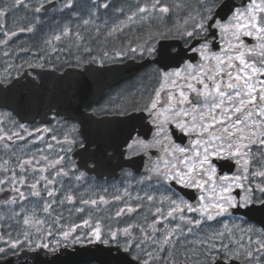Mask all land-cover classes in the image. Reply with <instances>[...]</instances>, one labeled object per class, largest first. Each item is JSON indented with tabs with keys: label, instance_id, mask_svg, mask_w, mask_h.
I'll list each match as a JSON object with an SVG mask.
<instances>
[{
	"label": "snow or ice",
	"instance_id": "1",
	"mask_svg": "<svg viewBox=\"0 0 264 264\" xmlns=\"http://www.w3.org/2000/svg\"><path fill=\"white\" fill-rule=\"evenodd\" d=\"M53 2L54 0H37V6L32 8V11L41 13L46 5H51ZM17 7L30 8L31 5L25 3V0H13L10 7H0V16H4L10 8ZM73 7L75 0H64L63 8ZM109 7L111 5L108 2L99 5V8ZM175 7L186 10L182 21L176 22L172 28H167L165 31L157 29L155 32H149L146 39L135 46L129 45L126 49L117 51L116 55L131 52L139 53L142 57L155 56L157 53L155 40L174 34L176 38L183 39L188 50L198 53L201 61L206 62L200 65L186 63L183 68L160 71L159 86L155 89L156 99H152L143 110L152 117L151 122L156 125L157 136L161 139L133 141L134 144L141 145L144 150L159 145L163 156L155 161H149L151 174L161 181L175 182L184 187L197 189L200 192L199 203L193 205L163 193L159 198L147 193L144 197H135L137 201L146 200L150 204L157 205L149 228L155 230L156 224L163 223L169 218L172 220L178 218L182 222L176 223L172 228L165 225L159 239L155 231L150 234L141 224H127L122 228L113 227L111 223L105 224V219L118 221L123 215L134 213L143 205L137 203L136 207H133L128 203L125 197L128 199L132 197L125 188L123 194L112 196L113 201L123 202L124 206L118 208L114 216L102 217L99 215L101 205L109 203L105 195L95 194V198L85 199L84 194L77 196L71 190L62 193L63 185L56 187L57 177H66L69 171L78 170L75 164L71 169L66 170L63 167L66 154L72 152L78 137L66 132L61 141L56 135H52L50 138L52 142L63 145L59 148V153H64L63 155L57 154L51 159L49 155H45V150L51 153L54 148V143L49 142L46 144V149H37L36 153L30 156L16 157L15 167L8 166L10 160L0 164V193H12L3 203L21 205L20 211L13 210L10 216H0V221L15 219L23 229L17 232L15 238L11 233L0 230V242L4 245L0 247V264H11V261L5 260L4 257L18 256L25 250L43 249L55 253L62 244L69 243L114 245L117 251L132 257L127 264H132L133 261L134 264H158L161 260L164 264H177L173 252L165 246L172 245L175 248L185 235V227L187 233L191 234L192 225L200 226L206 221H214L228 213L230 209L247 207L257 201L264 205V199H261L264 197V0H248L243 8H235L227 18L221 16L224 4L219 3L218 0H196L195 7L182 0ZM98 10V8L89 9L88 18L83 19L82 23L84 25L91 23ZM115 11L123 13L124 9L117 8ZM172 11L173 7L163 0H152L150 5L147 3L143 6L137 5L135 11H132L126 20L132 22L138 15L140 19H149L151 13H157L163 18ZM39 22V17H35L33 23L20 28V31L32 32L35 24ZM124 27H126L124 21L113 24L108 28L106 36L111 37L123 32ZM217 30L221 34L230 33L237 42L233 44L228 41L227 47L220 53L213 52V41L209 37L215 36ZM96 31L99 33L100 29L97 28ZM3 34L5 39L0 40V44H7L8 37L16 35L15 32L9 31H4ZM70 34H72L71 27L65 25L59 33L47 39L45 44L52 45L53 41H60L62 37ZM74 35L77 41L84 39L79 32ZM242 36L253 37L256 43L248 46L241 39ZM84 50L91 51L89 48ZM52 51L55 52L56 49L53 47ZM162 54L179 55L167 50ZM103 55L108 56V53L104 52ZM40 60H43V56ZM28 66L43 67V64L29 63ZM217 76H220L221 80L227 77L228 83L225 87L222 88ZM178 80L183 83L178 85ZM197 84L202 85V88H197ZM185 88L197 93L198 96L212 98V103L205 105L206 112L199 114V120L196 115L182 107L186 103H191ZM166 89H175L178 96L169 90L167 106L158 108V98ZM196 111L197 109L193 108V112ZM171 122H176V126L182 131L195 133L199 137L193 141V147H180L172 141L166 128ZM16 127L19 131L9 132L0 128V141L13 142L14 138L23 141L25 136L21 135V132L31 136L24 124H18ZM34 131L50 133L53 130L45 127ZM75 132L76 126L73 125L71 133ZM36 139L43 140V137L37 135ZM30 142L34 143V141ZM79 143L81 148L85 147L82 141ZM5 147L11 149V144H6ZM131 147L132 145H129V148ZM254 147L255 152H253ZM221 156H227L240 165V174L217 175L211 157ZM84 177L85 173L80 172L74 178L79 182ZM148 178L151 179V176ZM25 188L28 189L27 195L23 190ZM235 189L241 190L237 194L239 199L233 194ZM104 191L107 192L106 189ZM30 197L40 200L31 208L24 207L22 202L26 203ZM66 203L73 205V208L69 209L70 215L74 212L84 217L80 223H65L63 214L57 212V207ZM76 203L80 206L75 207ZM165 204H167L166 209ZM41 212L44 214L43 217L38 214ZM186 213L198 214L199 218H193ZM3 227V224H0V229ZM237 231L241 233L239 236L236 235ZM191 243L198 247L193 249L191 256L187 254L188 250H185L186 264L188 260H194L195 264H264V229L249 227L245 230L224 224L220 230L206 234L205 237ZM161 252H167V255L162 257L159 255Z\"/></svg>",
	"mask_w": 264,
	"mask_h": 264
},
{
	"label": "flooded vegetation",
	"instance_id": "2",
	"mask_svg": "<svg viewBox=\"0 0 264 264\" xmlns=\"http://www.w3.org/2000/svg\"><path fill=\"white\" fill-rule=\"evenodd\" d=\"M85 1L87 0H80L81 3ZM12 2L13 0H0V7H10ZM105 2L110 3L111 7L108 9L99 8V5ZM151 2L152 0H95L96 8L99 9L97 11L98 18H112L115 24L124 21L126 27H124L123 32L116 33L111 37L106 36L107 30H100L99 33L91 31L89 38L91 37L90 40L93 41H88V36L85 34L83 35L84 39L81 41L82 45L80 44L79 47L69 45L70 35L62 37L60 41H53L52 45L45 44L47 39L56 34L55 27H58L60 32L66 23L70 22L72 14L71 11L63 8L64 0L52 5H46L45 10L38 14L32 11V8L37 6V0H25V3L31 5L30 8H10L9 12L4 16H0V29H2L0 30V40L5 39L4 31L16 33L15 36L8 37L7 44H0V117H2L0 119V128L9 132L19 131L16 125L24 124L27 132L31 133V136H29L27 133L21 132V135L25 136L23 141L15 138L13 142L0 141V164L10 160L8 166L15 167L17 163L16 157L30 156L36 153L37 149H46V144L52 142L50 139L52 135H56L58 140L62 141L64 134L68 132L70 135L78 137V142L73 146L72 152L66 154L63 167L67 170L71 169L73 164H75L78 170L69 171V175L66 177H57L56 187L62 184V193L71 190L77 196L84 194L85 199L95 198V194L105 195L109 203L101 205L99 215L102 217L114 216L115 211L124 206L123 202L113 201L112 196L123 194L124 189L127 188L132 199L125 197V200L133 207H136L137 203H141L143 207L134 213L123 215L118 221L105 219L104 223H111L113 227L121 228L132 223L141 224L148 233L151 234L155 231L159 239L163 234L162 230L165 225L168 228H172L176 223L182 222L178 218L176 220L169 218L163 223L156 224L155 230L149 228L148 225L154 219L153 213L157 205L150 204L146 200L137 201L135 197H144L147 193L156 195L159 198L160 194L163 193L173 199H183L193 205H197L200 192L195 188L184 187L175 182L161 181L158 177L152 175L149 170V161H155L158 157L163 156V151L159 148V145L144 150L141 145L134 144L133 141H151L153 138L161 139V137L157 136L156 125L151 122L152 117L147 111L143 110L146 105L150 104L152 99H156L155 89L159 86L160 71H173L183 68L186 63H192L193 65L206 63L201 61L198 53H193L186 48L183 39H178L173 34L166 38H157L155 40L156 47L160 39L173 40L164 50L172 53L183 51L184 55L177 64L163 68L154 61H150L132 75L105 87L95 100L81 106L72 107V111L67 113H60L55 105L48 104L41 105L43 110L38 114L22 118L3 103L5 96L8 98V96H12L18 90L17 86L25 89V86L38 80V72L42 70H51V75L56 76L64 73L67 68H73L76 72L82 71L90 63L105 65L122 62L128 58L141 60L144 57H148L146 55L142 57L139 53L131 52H127L124 55H116V52L126 49L129 45L135 46V44L140 43L147 38L149 32H155L157 29L165 31L167 28H172L176 22L182 21V18L186 15L185 9L175 7L182 0H163L164 3L173 7V11L164 15L163 18L157 13H151L149 19H140L138 15L132 22L126 20V17L131 15L132 11H135L137 5L143 6L145 3L150 5ZM184 2L191 4L193 7L196 6V0H184ZM218 2L224 4L221 16L227 18L231 16L235 8H243L248 3V0H218ZM117 8H123V13L116 12L115 9ZM35 17H39L40 22L35 24L32 32L20 31V28L27 27L30 23H33ZM209 39L213 41L212 51L215 53H220L223 48H226L228 41L233 44L237 42L230 33L221 34L218 30L215 36H210ZM241 39L248 46L256 43L253 37L242 36ZM57 43H59L58 46L56 45ZM94 44L97 46L92 48ZM195 46L199 47V45ZM53 47L56 49L55 52L52 51ZM85 48H89L91 51L87 52L84 50ZM104 52H107L108 56H104ZM5 53H8V55H5ZM41 56H43V60H40ZM37 62L42 63L43 67L28 66L29 63L36 64ZM10 65L11 67H9ZM233 75H235V72H233ZM71 77L72 74L69 79ZM18 78H20L21 83L9 87L10 83ZM173 79L177 78L173 77ZM217 80H220L222 88L228 83L227 77L221 80L220 76H217ZM181 83L183 81L178 80V85ZM196 87L202 88V85L197 84ZM169 90L178 96V92L175 89H166L158 98V108L167 106V92ZM185 92L191 103H186L182 107L196 115L197 120H199V114L206 112L205 105H210L212 98L198 96L197 93L191 92L187 88H185ZM193 108H196L197 111L193 112ZM73 125L76 126L75 133H71ZM45 127L53 131L50 133L43 131L36 133L34 131V129H43ZM166 128L171 135L172 141L180 147H193V141L199 138L195 133L189 134L182 131L176 126V122L167 124ZM37 135L42 136L43 140H37ZM30 141H34V143ZM79 141L84 143V148L80 147ZM52 143H54V148L51 153L45 150L44 154L49 155L50 159L55 158L57 154L63 155L64 153H59V148L63 145ZM6 144H11V149L6 148ZM129 145H132V147L129 148ZM255 151L256 148L254 147L253 152ZM211 162L217 169V175L234 176L240 174L241 166L227 156L211 157ZM80 172H84L85 177L82 181L77 182L74 177L79 175ZM129 173L131 175H128ZM31 175L32 172L30 170L29 176L31 177ZM149 176H151V179L148 178ZM105 189L107 190L106 193ZM23 190L27 195L28 189L25 188ZM240 192V189H235L233 194L237 195ZM11 195L12 193H0V216H10L13 210L20 211L21 205L19 204L5 205L3 203ZM42 195L44 194L42 193ZM257 196H259V193H257ZM237 198L239 199V195H237ZM261 199H264V197H261ZM39 200L40 198L30 197L26 203H22L24 207L31 208ZM79 206V203L75 204V207ZM71 208H73V205L66 203L63 206H58L57 212L63 214L65 223H80V220L84 217L74 212L70 215L69 209ZM166 208L167 204H165ZM248 212L263 213L264 205L257 201L247 207L230 209L228 213L214 221H206L200 226L192 225L193 231L191 234L187 233V227H185V235L181 242L176 244L175 248L172 245H166L165 248L171 249L177 264H186L185 250H188L187 254L189 256L193 254V249L198 247V245L191 242L206 235H200L202 228L207 227L217 231L222 228V225L227 224L229 227L238 226L239 229L245 230L249 227L257 230L264 229L260 223L249 218L248 214L250 213ZM38 214L41 217L44 215L42 212ZM186 215L199 218L198 214L186 213ZM0 224L4 226L0 230L11 233L13 238H15L18 231L23 230L15 219L0 221ZM240 234L239 231L236 232L237 236ZM175 240L176 237L174 236V243ZM2 246L4 245L0 242V247ZM84 252L86 254H96L86 264H96L100 259L99 257L106 252H109L110 255L113 254V256L127 255L122 251H117L114 245H103L100 243L73 245L69 243L68 245L62 244L55 253L43 249L35 251L25 250L18 256L9 255L4 257V259L10 260L11 264H34L51 260L67 261L71 258L80 259L79 257ZM159 255L162 257L166 256L167 252H161ZM128 257L132 259L131 256ZM158 264H164V262L161 260L158 261ZM187 264H195V261L188 260Z\"/></svg>",
	"mask_w": 264,
	"mask_h": 264
},
{
	"label": "water",
	"instance_id": "3",
	"mask_svg": "<svg viewBox=\"0 0 264 264\" xmlns=\"http://www.w3.org/2000/svg\"><path fill=\"white\" fill-rule=\"evenodd\" d=\"M60 0H54L57 3ZM51 4V5H52ZM172 39H160L157 45V53L154 57H144L141 60L128 58L122 62H114L105 65L89 64L82 71H74L73 68H67L61 75L52 76L51 70H42L38 72L39 79L18 90L12 96L4 100V104L11 108L18 116L27 118L30 115L38 114L43 108L41 105H55L60 113L72 111V107L84 105L95 100L101 91L123 78H126L150 61H154L159 66L166 68L177 64L184 53L179 55L166 56L164 48L169 45ZM72 74L71 79L69 76ZM21 83L20 78L13 80L9 87ZM250 213V212H248ZM249 218L260 223L264 228V212L250 213ZM96 254L82 253L80 259L71 258L67 261L51 260L36 262L34 264H85ZM106 252L101 255L96 264H127L131 261L127 255H110ZM134 264V261L132 262ZM182 264V263H180Z\"/></svg>",
	"mask_w": 264,
	"mask_h": 264
},
{
	"label": "rangeland",
	"instance_id": "4",
	"mask_svg": "<svg viewBox=\"0 0 264 264\" xmlns=\"http://www.w3.org/2000/svg\"><path fill=\"white\" fill-rule=\"evenodd\" d=\"M79 5H81L80 11L77 8V6H79ZM89 9H92V10L97 9L96 3H93V1H91V0H87V1L82 2V3L80 2V0H75V7H73L72 9H67V10L71 11V14H72L70 22L69 23L67 22L66 25H69L72 29V34H70V44L69 45H71L73 47H79L81 44V41L76 40V37L74 35L76 32H79L81 34V36L86 34L88 36V41H93V40H90L91 37L89 38V36H90L89 33L91 31L96 32L97 28H99L100 30H108V28H110L113 24H115L113 22L112 18H107V19L98 18L97 11H96V15L92 18V22L89 23L88 25H84L82 23V20L88 18ZM54 29H55V31H57L56 33H59L58 27H55ZM56 45L58 46L59 43H57ZM96 46L97 45L94 44V46L92 48H94ZM212 231H213L212 229H208L207 227H205V228L201 229L200 235L204 236L205 234H210Z\"/></svg>",
	"mask_w": 264,
	"mask_h": 264
},
{
	"label": "trees",
	"instance_id": "5",
	"mask_svg": "<svg viewBox=\"0 0 264 264\" xmlns=\"http://www.w3.org/2000/svg\"><path fill=\"white\" fill-rule=\"evenodd\" d=\"M78 9H79V11H80V7H77ZM93 30V29H92Z\"/></svg>",
	"mask_w": 264,
	"mask_h": 264
}]
</instances>
